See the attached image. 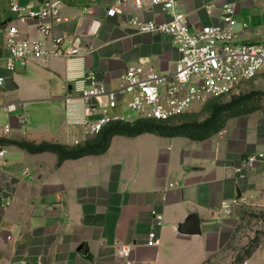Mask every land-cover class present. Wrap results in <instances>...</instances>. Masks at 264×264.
Listing matches in <instances>:
<instances>
[{
    "label": "crops",
    "instance_id": "crops-1",
    "mask_svg": "<svg viewBox=\"0 0 264 264\" xmlns=\"http://www.w3.org/2000/svg\"><path fill=\"white\" fill-rule=\"evenodd\" d=\"M11 1L0 0V107L8 99L49 105L47 113H9V136L0 128V144L8 150L0 165V264H206L228 256L238 222L234 208L251 197L264 204V169L257 166L244 177L235 170L264 142V118L257 113L228 117L203 139L116 134L105 152L61 163L54 152H29L17 142L73 146L75 139L84 144L97 134H86L67 120L65 96L74 93L75 82L67 80L66 59H35L14 71L7 68L6 26L17 24L23 35L35 37L39 23L19 19ZM17 1L34 9L45 2ZM114 2L63 0L56 29L81 46L85 58L77 64L111 88L121 84L122 73L134 62L171 73L179 57L172 37L139 33L129 23L132 16L163 21L167 13L160 6L127 4L111 17L107 10ZM177 3L192 29L221 23L225 5L231 4L237 40H264V0ZM229 202L233 209L227 213ZM193 213L201 232H180L179 224ZM153 230L160 235L159 245L148 242ZM127 246L130 251L124 253Z\"/></svg>",
    "mask_w": 264,
    "mask_h": 264
},
{
    "label": "built area",
    "instance_id": "built-area-1",
    "mask_svg": "<svg viewBox=\"0 0 264 264\" xmlns=\"http://www.w3.org/2000/svg\"><path fill=\"white\" fill-rule=\"evenodd\" d=\"M62 2L45 0L40 8L34 9L12 0L10 8L18 13L19 19L39 20L38 35L25 36L17 24L9 23L3 38L8 50L4 58L11 71L18 64L27 65L30 60L66 59L67 80L75 82L71 87L74 93L65 96L67 120L72 125H81L86 134L96 135L112 123L177 118L197 103L239 93L245 81L264 74V40H237L236 9L231 4L225 5L221 23L192 29L187 14L178 10L177 0H115L107 10L108 16L117 15L127 4L160 6L167 13V19L156 21L132 16L129 23L139 33L170 35L179 57L171 73L161 72L144 61L131 63L121 75V84L111 88L101 82L94 71H86L84 64H77L85 58L81 46L70 35L57 31ZM3 81L4 76H0V85ZM4 107L8 112H14L19 109V103L11 101ZM128 109L135 116L128 114ZM25 119L21 114L20 121L24 123ZM11 130V124L6 123L1 127V134L9 136ZM74 142L78 145L81 139ZM7 152V147L0 144V165L6 161ZM257 166L264 169V142L255 152L246 153L235 170L244 177ZM232 206L231 202L224 204L227 213L232 211ZM156 217L160 224L162 216ZM148 242L152 245L161 243L156 230L149 233ZM130 248L125 247L123 252L128 253Z\"/></svg>",
    "mask_w": 264,
    "mask_h": 264
},
{
    "label": "rangeland",
    "instance_id": "rangeland-1",
    "mask_svg": "<svg viewBox=\"0 0 264 264\" xmlns=\"http://www.w3.org/2000/svg\"><path fill=\"white\" fill-rule=\"evenodd\" d=\"M257 92L250 99L243 102L240 110L245 113H257L264 118V74L245 81L239 93L211 98L205 102L197 103L184 113L183 115L168 120L172 124L181 122L202 121L211 113V105L213 102H227L233 96L249 94ZM21 101L16 99H8L6 102ZM19 103V109L14 112H8L5 107H0V128L8 122L9 113H47V103ZM6 104V103H5ZM58 113L61 111L58 104ZM23 111V112H22ZM128 114H135L127 110ZM223 113V117L226 116ZM235 210V211H234ZM232 212H236L238 217L237 227L233 240L227 247L228 256L219 260L208 261L206 264H264V204L260 205L255 202L254 198H249L242 205L236 206Z\"/></svg>",
    "mask_w": 264,
    "mask_h": 264
},
{
    "label": "trees",
    "instance_id": "trees-1",
    "mask_svg": "<svg viewBox=\"0 0 264 264\" xmlns=\"http://www.w3.org/2000/svg\"><path fill=\"white\" fill-rule=\"evenodd\" d=\"M256 93L251 92L249 94L233 96L227 102H213L210 115L202 121L172 124L167 121L138 119L134 122L107 125L92 139L80 145L69 146L49 142L36 144L27 141L17 142V144L33 153L42 151L54 152L58 155L59 163H61L68 158H79L88 154H101L105 152L110 145L112 136L116 134L135 136L144 132H151L165 135H185L193 139H203L209 134L220 130L228 117L245 113L240 110V106ZM223 113L227 115L223 117Z\"/></svg>",
    "mask_w": 264,
    "mask_h": 264
},
{
    "label": "water",
    "instance_id": "water-1",
    "mask_svg": "<svg viewBox=\"0 0 264 264\" xmlns=\"http://www.w3.org/2000/svg\"><path fill=\"white\" fill-rule=\"evenodd\" d=\"M178 230L183 233L197 234L201 232L200 219L197 214H190L183 223L179 224Z\"/></svg>",
    "mask_w": 264,
    "mask_h": 264
}]
</instances>
